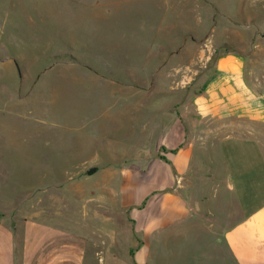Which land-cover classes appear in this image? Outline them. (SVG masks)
<instances>
[{
  "label": "rangeland",
  "instance_id": "1",
  "mask_svg": "<svg viewBox=\"0 0 264 264\" xmlns=\"http://www.w3.org/2000/svg\"><path fill=\"white\" fill-rule=\"evenodd\" d=\"M262 1L0 0V189L7 191L13 185L21 196L34 185L37 192L44 185L48 192L61 189L69 200V216L78 217L76 188H83L89 197L97 193L91 162L98 147L110 134L123 141L135 133L138 122L129 121L130 112L154 119L161 107V84L164 103L174 99L170 106L164 105L165 110L180 104L181 114H192L193 85L202 83L195 70L203 69L214 50L209 65L226 49L244 54L255 49L250 39L229 30L251 19L263 21ZM240 42L244 46L239 48ZM145 79L147 105L136 110L137 90L132 89L130 112L109 107L110 85L132 83L144 92ZM109 110L117 112L110 122L103 121ZM95 131L102 137L93 140ZM253 152L255 168L264 177L262 125H255ZM203 156L208 163L228 162L224 154ZM85 166L91 169L80 170ZM255 204L254 198L250 205ZM88 206L92 209L95 203ZM114 220V241L104 246L92 231L98 223L102 227V220L94 215L81 218L86 232L83 264L232 261L221 234L208 229L189 233L186 228L145 256L129 213L117 206Z\"/></svg>",
  "mask_w": 264,
  "mask_h": 264
},
{
  "label": "crops",
  "instance_id": "2",
  "mask_svg": "<svg viewBox=\"0 0 264 264\" xmlns=\"http://www.w3.org/2000/svg\"><path fill=\"white\" fill-rule=\"evenodd\" d=\"M260 3L264 9V1ZM251 20L229 31L250 39L255 49L247 54L224 51L209 65L214 50L203 69L195 70L202 87L193 85L192 114H181L180 104L165 110L174 99L164 103L161 84V107L154 119L132 115V89L137 90L136 110L147 105L146 79L144 92L132 83L109 86V107L124 114L128 110L129 121L136 120L138 129L123 141L110 134L98 147L91 162L97 193L89 197L76 188L78 217L69 216V200L61 189L48 192L44 185L37 192L34 185L22 196L14 193L13 185L0 189V264H83L86 232L81 218L94 215L102 220L93 235L109 246L115 238L117 206L129 213L145 256L186 228L189 233L208 229L224 240L232 259L225 264H264V177L255 168L253 154L255 125L264 126V20ZM116 110L103 115V121L110 122ZM101 137L93 132V140ZM137 154V159L127 158ZM205 154H224L228 162L208 163L202 160ZM89 202L95 203L92 209Z\"/></svg>",
  "mask_w": 264,
  "mask_h": 264
},
{
  "label": "trees",
  "instance_id": "3",
  "mask_svg": "<svg viewBox=\"0 0 264 264\" xmlns=\"http://www.w3.org/2000/svg\"><path fill=\"white\" fill-rule=\"evenodd\" d=\"M229 51L228 49L225 50V52ZM232 51V50H231Z\"/></svg>",
  "mask_w": 264,
  "mask_h": 264
}]
</instances>
